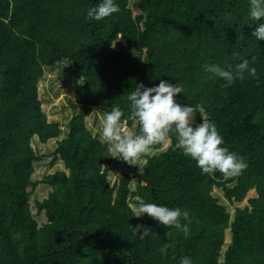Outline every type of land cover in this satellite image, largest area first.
<instances>
[{
    "label": "trees",
    "instance_id": "1",
    "mask_svg": "<svg viewBox=\"0 0 264 264\" xmlns=\"http://www.w3.org/2000/svg\"><path fill=\"white\" fill-rule=\"evenodd\" d=\"M98 2L0 0V264H264V41L253 36L248 0H115L117 13L87 20ZM245 59L256 78L231 86L202 69L235 70ZM65 63L74 99L63 123L49 118L40 83ZM161 79L183 87L180 103L204 109L197 122L214 121L246 170L202 175L173 136L112 182L127 163L86 119L117 105L127 115L136 85ZM50 144L49 166H62L34 180L46 157L39 147ZM40 185L47 197L33 206ZM136 196L187 210L189 234L134 217ZM137 224L154 235H133Z\"/></svg>",
    "mask_w": 264,
    "mask_h": 264
},
{
    "label": "clouds",
    "instance_id": "2",
    "mask_svg": "<svg viewBox=\"0 0 264 264\" xmlns=\"http://www.w3.org/2000/svg\"><path fill=\"white\" fill-rule=\"evenodd\" d=\"M249 18L258 25L253 36L264 41V0H248ZM119 11L115 0H99L89 8L86 19L101 21ZM203 71L224 81V86H231L245 75L256 78L257 69L251 67L247 59L236 65L235 70L225 69L217 64L205 63ZM184 89L179 83L161 79L158 85L146 87L137 84L134 91L127 95L128 114L120 106H113L110 112L101 119V142L106 144L107 151L113 156L119 155L130 165H146L147 160L141 157L150 154L153 146L167 143L174 136L178 148L185 157L195 161L201 174L209 176L219 172L225 177L239 176L247 169L244 157L230 151L224 146L225 141L214 121L201 115L197 122V109L190 104H182L177 99ZM133 121L132 128L126 127ZM139 128L138 132L133 128ZM128 208L136 218L147 215L163 227H174L182 230L187 236L191 223L189 212L180 207L169 208L165 205L145 202L136 196ZM186 223H182L181 221ZM133 235L140 239L154 235L151 228L137 224L131 226ZM180 264H193L190 257L184 256Z\"/></svg>",
    "mask_w": 264,
    "mask_h": 264
},
{
    "label": "rangeland",
    "instance_id": "3",
    "mask_svg": "<svg viewBox=\"0 0 264 264\" xmlns=\"http://www.w3.org/2000/svg\"><path fill=\"white\" fill-rule=\"evenodd\" d=\"M135 1V0H133ZM134 15H137V11L133 10ZM69 69L67 68L66 63L61 64L57 68L53 70H47L45 77L42 79L40 83V97L43 102V107L45 111L47 112L50 119H59L63 123H66L70 117H71V109L70 105L67 104L66 99L69 98L73 101L74 95H73V83L69 82L64 84V80L68 81L66 74H68ZM65 76V77H63ZM105 105V104H104ZM103 105V106H104ZM103 117V114L99 109H93L92 114L87 117V125L88 128L92 131L93 134H100L101 130V119ZM101 138V137H100ZM169 142L164 143V147H167ZM53 144H50L49 147H39V151L41 155H45L48 153L49 149L52 147ZM51 161V157H45L43 160V165L37 167L34 177V180H40L43 178L44 175L48 173H52L56 167H61V163L58 162V164L55 167H50L49 163ZM141 166L136 165H130L127 163V165L121 164L115 168V170L111 173V180L112 182L115 181L116 177L115 175L122 174L124 172H130L129 168L137 167L139 169L142 168ZM131 173V172H130ZM221 194V193H220ZM253 196V194H251ZM45 197H47V190L40 185L37 190L34 192L31 204L34 206L35 200H43ZM244 206V204L242 205ZM234 211V207L232 209V212ZM33 212H36V209L33 208ZM230 240V238H228Z\"/></svg>",
    "mask_w": 264,
    "mask_h": 264
}]
</instances>
